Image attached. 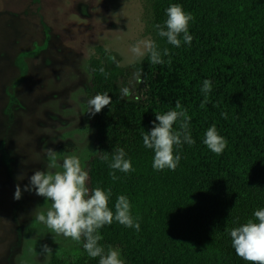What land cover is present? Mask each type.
I'll use <instances>...</instances> for the list:
<instances>
[{
    "label": "trees",
    "instance_id": "16d2710c",
    "mask_svg": "<svg viewBox=\"0 0 264 264\" xmlns=\"http://www.w3.org/2000/svg\"><path fill=\"white\" fill-rule=\"evenodd\" d=\"M172 4L193 17L191 44L181 36L175 47L158 35L155 25H164ZM151 10L153 41L170 53L164 64H151L146 55L124 67L117 53L102 46L89 60V100L108 94L112 102L94 116L87 106L95 147L86 161L88 187L111 189L113 212L118 197L126 196L140 224L136 230L114 220L99 230L100 244L106 252L119 251L125 264H249L236 254L230 232L249 220L258 223L254 213L264 209V0H152ZM132 70L142 82L123 95ZM205 80L212 89L201 108ZM177 101L191 116L195 144L175 149L181 160L174 171L156 170L142 132H150L156 114L174 110ZM213 125L227 140L220 155L203 143ZM117 148L133 171L115 170L119 179L113 180L109 164ZM50 262L99 264V257L82 245L78 255L53 254Z\"/></svg>",
    "mask_w": 264,
    "mask_h": 264
},
{
    "label": "rangeland",
    "instance_id": "374dc122",
    "mask_svg": "<svg viewBox=\"0 0 264 264\" xmlns=\"http://www.w3.org/2000/svg\"><path fill=\"white\" fill-rule=\"evenodd\" d=\"M152 0H0V264H51L53 254L81 253L83 238L57 235L36 217L51 201L23 189L36 170L47 169L48 148L58 161L94 152L87 106L89 60L98 46L124 67L141 62L131 52L152 40ZM20 59L26 67L23 74ZM132 70L124 81L138 85ZM140 77V76H139ZM24 176L23 180L19 177ZM47 244L52 252L42 253Z\"/></svg>",
    "mask_w": 264,
    "mask_h": 264
},
{
    "label": "clouds",
    "instance_id": "9594fccd",
    "mask_svg": "<svg viewBox=\"0 0 264 264\" xmlns=\"http://www.w3.org/2000/svg\"><path fill=\"white\" fill-rule=\"evenodd\" d=\"M167 19L164 25L157 24L158 35L166 37L167 42L175 47L181 46L183 41L191 44L193 37L189 34V25L193 20L190 13L185 12L179 4H172L166 12ZM166 29V30H165ZM107 51V49H106ZM131 52L138 59H142L146 54L149 56L151 64H164V56H169V49H160L152 40H141L132 46ZM114 59V58H113ZM171 63V59L167 61ZM103 71V69H101ZM138 82H142L137 74ZM212 89L211 81L205 80L201 89L205 96L201 108L208 102V93ZM123 95L129 94L127 87L122 90ZM112 100L108 94H97L88 100L91 108V115L101 112ZM225 118L226 113L222 114ZM158 121V123H156ZM189 116L186 108H183L179 101L176 102L175 109L166 113H157L154 127L150 132H142L143 144L146 148L154 150L153 168L156 170H175L181 160V156L175 154L177 147L183 144L193 145L189 124ZM174 125L177 127L174 128ZM203 143L213 153L220 155L227 147V140L221 136L215 125L210 127L205 135ZM48 158L47 169L55 170L62 167V171H41L36 170L31 175L29 184L22 189L20 184L16 185L13 199L20 200L24 191L35 192L37 196L51 201V208L46 215L38 214L37 219L55 234L71 238L74 241L85 243L84 249L92 258L99 257V264H125L120 258V252L109 247L107 252L100 244L103 236L100 229L105 225H111L113 221L129 228L140 229L131 215V204L128 198L120 195L115 202V212L109 207L111 189L107 191L101 187L91 189L88 187L89 173L82 166L78 156H66L62 163L58 161V154L53 148H48L46 152ZM123 148H117L112 156L109 167L113 180L119 179L115 175V170L122 172L133 171L130 160L125 159ZM108 159L107 156L104 157ZM20 180L24 176L19 177ZM257 222L249 220L241 226L231 230L230 236L236 254L249 264H264V209L254 213ZM52 249L47 245L42 246V253H51Z\"/></svg>",
    "mask_w": 264,
    "mask_h": 264
}]
</instances>
